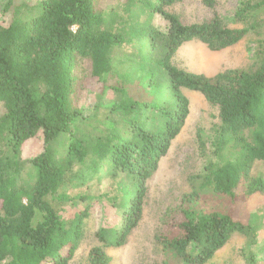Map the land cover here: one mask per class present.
Wrapping results in <instances>:
<instances>
[{
    "label": "trees",
    "instance_id": "trees-1",
    "mask_svg": "<svg viewBox=\"0 0 264 264\" xmlns=\"http://www.w3.org/2000/svg\"><path fill=\"white\" fill-rule=\"evenodd\" d=\"M112 1L40 0L0 21V264H69L81 216L66 228L58 214L82 197L66 192L106 177L121 214L115 228L98 231L102 247L89 264H109L105 249L122 246L138 225L145 183L183 126V90L217 109L219 161L206 165L199 190L183 196L182 220L157 237L162 264H206L233 235L243 237L245 264H264V174L252 175L264 163V0H237L239 28L218 15L184 25L166 11L183 0ZM249 36L253 58L242 69L208 77L173 65L186 43L219 52ZM83 61L98 94L79 108L72 95ZM108 91L113 98L103 97ZM100 110L102 122L92 123ZM39 131L44 145L65 140L62 154L45 149L23 160V144ZM227 151L234 158L222 162ZM202 195L214 196L215 205L200 202ZM252 197L262 200L259 212L246 224L235 220L237 203Z\"/></svg>",
    "mask_w": 264,
    "mask_h": 264
},
{
    "label": "rangeland",
    "instance_id": "rangeland-1",
    "mask_svg": "<svg viewBox=\"0 0 264 264\" xmlns=\"http://www.w3.org/2000/svg\"><path fill=\"white\" fill-rule=\"evenodd\" d=\"M39 1L0 0V21H7L15 7L23 4L27 8H34ZM106 1L113 3L112 0ZM212 1L213 5L208 6L203 0H183L168 7L166 11L176 16L184 25L200 24L218 15L228 27H240V24L233 21L237 0ZM252 42L253 38L249 36L232 47L212 52L205 45L192 41L177 50L173 65L186 72L208 77L227 69H242L252 61ZM75 74L77 77L72 95L73 105L79 108L92 105L98 94V83L91 77L90 64L83 61L77 66ZM183 95L188 100V113L183 126L171 141L165 156L158 161L156 171L145 183L146 191L141 199L142 212L138 225L130 232L122 246L105 249L110 259L109 264H162L163 254L157 237L166 235L175 222L182 220L180 206L183 196L199 190L202 182L200 176H204L206 165L219 161L215 156L217 109L210 106L198 92L183 90ZM103 97L113 98L109 91ZM3 113L4 110L0 106V115ZM104 113V110L94 113L96 118L92 123H101ZM112 114L111 117L119 118L116 113ZM120 125L121 123L118 125V131L123 136L125 129H121ZM66 144L65 140H57L44 145L39 131L34 138L23 144L21 157L26 160L45 149L56 151L57 155H60ZM233 158L227 151L221 161ZM258 174H264V163L254 164L252 175ZM107 178L89 180L84 186L72 187L66 192L69 198L82 197L79 202H67L58 214L66 228H69V223L77 214L81 216V235L69 264H89L92 250L102 247L98 231L113 229L118 224L121 214L119 205L111 200L117 191L108 195L111 182ZM215 199L214 196L202 195L200 202L210 208L215 205ZM261 205L262 200L259 197L239 202L234 208L233 218L246 224L254 218L252 215L259 212ZM262 221L264 223V219ZM260 236L264 239V232H261ZM243 242L242 236L233 235L206 264H245L240 253Z\"/></svg>",
    "mask_w": 264,
    "mask_h": 264
}]
</instances>
